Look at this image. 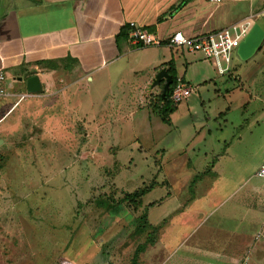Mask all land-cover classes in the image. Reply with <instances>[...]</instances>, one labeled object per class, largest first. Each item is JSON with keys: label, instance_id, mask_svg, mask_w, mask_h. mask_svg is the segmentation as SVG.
I'll use <instances>...</instances> for the list:
<instances>
[{"label": "rangeland", "instance_id": "1", "mask_svg": "<svg viewBox=\"0 0 264 264\" xmlns=\"http://www.w3.org/2000/svg\"><path fill=\"white\" fill-rule=\"evenodd\" d=\"M223 10L232 21L250 17L232 73L219 75L198 52L144 51L148 61L173 56L176 74L195 88L170 123L153 109L162 69L142 68L143 59L115 79L103 64L92 82L46 106L49 116L40 115L47 103L26 99L0 119V264H129L143 245L137 264H161L160 235L175 223L194 242L227 195L235 222L256 216L264 202L254 175L264 160V0H223ZM5 99L0 117L14 101ZM31 103L40 116L19 117Z\"/></svg>", "mask_w": 264, "mask_h": 264}, {"label": "crops", "instance_id": "2", "mask_svg": "<svg viewBox=\"0 0 264 264\" xmlns=\"http://www.w3.org/2000/svg\"><path fill=\"white\" fill-rule=\"evenodd\" d=\"M247 17L244 15L235 21L229 19L223 10V0H0V70L10 79L5 83L8 95L0 97L6 98L4 101L14 100L0 119L26 99L47 103L40 113L43 115L46 106L63 100V93L80 81L88 78L92 82V73L101 69L103 64L112 72L114 79L135 62L139 64L145 55L148 56L144 51L149 49L130 41L129 30L126 29L130 22L155 32L160 39H166L176 30L186 36H194ZM123 28V35L117 40L116 36ZM161 46L168 47L166 44ZM171 58L175 64L173 56H164L152 58L142 68L154 73ZM232 58L231 54L227 74L234 69ZM161 69L166 71L165 67ZM32 76H37L40 83V90L35 93L26 87ZM177 77L184 79L180 75ZM34 105H27L19 117L40 116L33 113ZM48 111L46 116H49ZM205 173L202 171L196 177ZM258 179L264 189V179ZM212 189L214 194L215 189ZM198 195L197 191L191 192L186 198L188 201L181 206L195 202ZM230 196L225 197L223 204L218 202L223 207L219 209L220 217L206 226L194 242H188V236L181 237L175 223L168 232L161 234L158 243L164 254L161 264H237L248 250V264H264V240L254 241V235L264 220V202L256 210V216L249 217L242 227L243 219L235 222L234 215H230L236 205ZM173 238L174 241L171 240ZM164 252L170 254L165 255Z\"/></svg>", "mask_w": 264, "mask_h": 264}, {"label": "built area", "instance_id": "3", "mask_svg": "<svg viewBox=\"0 0 264 264\" xmlns=\"http://www.w3.org/2000/svg\"><path fill=\"white\" fill-rule=\"evenodd\" d=\"M206 1L218 2L220 0ZM249 27L250 17H247L223 28L194 36H186L182 31L176 30L166 39H160L155 32L130 22L128 36L132 43L140 47H158L166 44L169 48L175 50L186 49L189 52H198L206 59L211 60L219 75H225L230 70L232 51L246 35ZM5 83L6 75L0 70V96L8 95ZM193 91L194 88L191 84L182 77H177L170 93V100L178 104L187 99ZM255 176L264 179V160L257 168ZM260 240H264V220L254 235V241ZM249 252L250 250L245 253L237 264H248Z\"/></svg>", "mask_w": 264, "mask_h": 264}, {"label": "trees", "instance_id": "4", "mask_svg": "<svg viewBox=\"0 0 264 264\" xmlns=\"http://www.w3.org/2000/svg\"><path fill=\"white\" fill-rule=\"evenodd\" d=\"M183 2L186 0H182ZM126 29L129 30L128 27H126ZM125 28H123L121 30V32H119V34H117L116 39L118 40V38L123 35ZM161 67H165L166 68V72L170 75L171 78V82L168 84V88L167 91L165 93L164 96H162V90H163V86H164V82L162 81L160 83V88L161 91L156 95L155 98V104H154V111L156 112V114L160 117L161 121L164 123H170V115L172 113L175 112V110L177 109V104L173 103L170 100V93L172 90L173 85L176 82V70H175V64L173 59L171 58L170 60H168L167 62H165L164 64L161 65ZM149 187L147 188H143L140 190H135L134 192L130 193V194H126V197H129L130 199L134 200V198L138 197L141 198L147 191ZM144 248V245L141 246L139 249H136L135 254L131 260V262L129 264H137V260H138V251H140V249Z\"/></svg>", "mask_w": 264, "mask_h": 264}, {"label": "water", "instance_id": "5", "mask_svg": "<svg viewBox=\"0 0 264 264\" xmlns=\"http://www.w3.org/2000/svg\"><path fill=\"white\" fill-rule=\"evenodd\" d=\"M161 78L165 79L162 96L165 95L168 84L171 82L170 75L166 73L165 69L160 70V72L156 76V82H158ZM155 82V83H156ZM27 90L31 93L38 92L40 90V83L37 76L30 77L26 82Z\"/></svg>", "mask_w": 264, "mask_h": 264}]
</instances>
